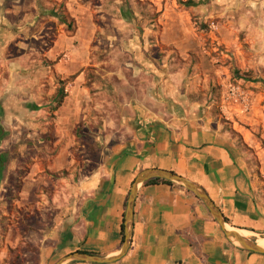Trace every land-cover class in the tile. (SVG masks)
<instances>
[{"label": "rangeland", "instance_id": "rangeland-1", "mask_svg": "<svg viewBox=\"0 0 264 264\" xmlns=\"http://www.w3.org/2000/svg\"><path fill=\"white\" fill-rule=\"evenodd\" d=\"M38 2L72 15L81 29L94 30L88 63L79 71L81 80L75 86H69L72 79L61 81L72 95L80 88L85 94L76 126L55 129L50 95L59 84L50 75L52 61L44 57L50 55L49 44L60 28L56 19L44 18L30 31L37 36L39 29L44 30L45 41L40 44L24 38L28 30L5 42L0 39L7 46L4 58L0 56V124L4 129L0 144L6 139L8 145L26 147L10 148L6 160L9 152L30 153L31 157L32 146L42 142V147L44 141L47 149L41 150L47 161L72 136L69 149L83 161L82 168L89 169L103 154L128 145L136 136L141 127L137 109L157 108L156 112L169 118L196 115L228 131L233 123L248 128L257 118L264 119V0H175L185 12L179 24L180 33L187 37L177 49L159 42V30L146 36L144 27L155 23L157 16L145 0H36L31 6V0H5L4 4L35 10ZM74 27L73 21L72 31ZM157 29L153 27L154 32ZM150 87L158 104L148 98ZM55 130L62 139L53 146ZM28 148L31 152L27 153ZM27 166L23 171L28 172ZM1 180L0 175V264H42L40 248L48 244L43 238L51 226L46 210L50 183L34 186L35 196L23 195V203L36 204L30 214L31 208H16L19 192L1 190L5 189ZM253 236L251 240L264 241V235Z\"/></svg>", "mask_w": 264, "mask_h": 264}, {"label": "crops", "instance_id": "crops-1", "mask_svg": "<svg viewBox=\"0 0 264 264\" xmlns=\"http://www.w3.org/2000/svg\"><path fill=\"white\" fill-rule=\"evenodd\" d=\"M4 1L0 0V39L5 42L28 30L25 39L33 45L43 42V29L36 32L37 36L30 31L37 29L44 18H50L45 15L46 10L26 9L18 3L6 6ZM145 1L157 16L155 23L144 27L146 36L159 30L161 44L175 49L183 45L187 37L180 33L179 19L185 12L178 9L175 0ZM35 2L31 0L29 5ZM69 17L75 22L73 31L60 24L56 38L49 44L50 55L44 59L52 61L53 79H72L69 86H75L82 78L80 69L88 63L87 51L94 30L81 29L76 19ZM153 27L159 29L154 32ZM6 48L0 42L2 58ZM23 69L18 67L19 71ZM152 91L150 87L148 98L157 103L158 96ZM64 92L61 105L51 110L55 129L76 126L75 116L85 94L82 88L76 95L67 89ZM157 110L142 111L138 120L141 127L128 145L103 154L101 161L89 169L82 168L83 161L69 149L72 136L66 135V143L47 161L45 150H41L47 149L44 141L42 147V142L32 146L33 156L9 152L7 160L5 152L10 148L23 150L25 145H8L6 139L1 142L0 157L3 162L6 160L0 172L1 188H5L1 190L19 192L21 200H15L18 210L31 208V214L36 204L23 203V195L35 196L31 191L34 186L50 183L46 210L51 226L44 232L43 240L48 244L40 248L42 264H54L74 252L100 257L116 255L121 246L119 225L129 189L135 176L147 169L169 171L195 183L219 209L228 227L264 235V119L258 116L260 119L249 123L248 128L233 123L228 131L218 122L196 115L169 118ZM0 128L4 133L1 124ZM54 132L57 135L51 144L56 146L62 137L57 130ZM29 149H25L27 153L31 152ZM23 166L28 172L23 171ZM109 172L113 173L112 183ZM186 191L174 183L140 185L133 206L129 248L123 257L109 264H264V255L234 247L203 204Z\"/></svg>", "mask_w": 264, "mask_h": 264}, {"label": "water", "instance_id": "water-1", "mask_svg": "<svg viewBox=\"0 0 264 264\" xmlns=\"http://www.w3.org/2000/svg\"><path fill=\"white\" fill-rule=\"evenodd\" d=\"M137 118L141 120L142 117V110L137 109ZM141 124V123H140ZM109 178L112 183L113 181V173L109 172ZM150 179H161L171 183H174L191 194H193L198 200L201 201L209 215L212 219L217 223L220 230L222 231L223 235L226 239L236 248L247 251L253 252L256 254L264 255V250L258 247L254 240L246 239L234 231H229L228 229H232L231 227L227 226V222L223 218L222 214L220 213L219 209L213 204V202L209 199L207 194L195 183L176 175L172 172L159 170V169H147L140 171L134 178L132 185L129 189V193L127 195L125 201V208L123 212V242L116 253V255L111 257H100L96 255L74 252L63 256L54 264H66V263H89V264H109L119 260L121 257L125 255L127 252L130 242H131V231H132V221H133V206L135 197L137 194L138 187L142 185L144 182Z\"/></svg>", "mask_w": 264, "mask_h": 264}, {"label": "trees", "instance_id": "trees-1", "mask_svg": "<svg viewBox=\"0 0 264 264\" xmlns=\"http://www.w3.org/2000/svg\"><path fill=\"white\" fill-rule=\"evenodd\" d=\"M38 7L41 8L42 10H46V16L50 17V18H54L56 19L60 24H64L67 28V31H71L72 27H73V20L69 17H67L66 15H64L63 13H61L60 11H54V9H47L46 7H44V5L40 2H38ZM59 87L56 89L55 95L52 98V101L54 103L53 105V110H56L61 103L63 102V99L66 97V93L64 92V88L62 86V82L58 81ZM3 134L2 129L0 128V136ZM2 164H4V162L2 161L1 157H0V170H2ZM1 172V171H0ZM1 175V174H0ZM165 184V185H171V182L165 181V180H161V179H150L146 182L143 183V185H151V184ZM188 194L192 195L195 199H197L193 194H191L190 192L186 191ZM197 201H199V203H201L200 200L197 199ZM125 207V204H124ZM123 214L121 217V223L119 225V235H120V245L123 242ZM83 253V252H80Z\"/></svg>", "mask_w": 264, "mask_h": 264}, {"label": "bare ground", "instance_id": "bare-ground-1", "mask_svg": "<svg viewBox=\"0 0 264 264\" xmlns=\"http://www.w3.org/2000/svg\"><path fill=\"white\" fill-rule=\"evenodd\" d=\"M229 231H234L236 232L237 234H239L240 236L246 238V239H251L252 237H254L251 233H248V232H245V231H239V230H234V229H228ZM254 241L256 243V245L258 247H260L261 249L264 250V241L262 242V240L258 237H255L254 238Z\"/></svg>", "mask_w": 264, "mask_h": 264}]
</instances>
